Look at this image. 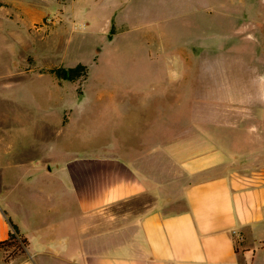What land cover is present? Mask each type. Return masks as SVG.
I'll list each match as a JSON object with an SVG mask.
<instances>
[{
    "label": "crops",
    "instance_id": "obj_1",
    "mask_svg": "<svg viewBox=\"0 0 264 264\" xmlns=\"http://www.w3.org/2000/svg\"><path fill=\"white\" fill-rule=\"evenodd\" d=\"M65 1L70 11L74 2H99ZM57 5L36 0L31 23ZM222 7L229 20L258 10L248 0ZM216 63L195 79L194 89L207 94L186 107L180 99L118 100L121 137L100 140L98 149L67 146L72 109L56 76L0 82V241L9 218L29 241L8 263L264 264V68ZM50 74L54 89L20 93ZM30 190L44 210L27 209Z\"/></svg>",
    "mask_w": 264,
    "mask_h": 264
},
{
    "label": "rangeland",
    "instance_id": "obj_2",
    "mask_svg": "<svg viewBox=\"0 0 264 264\" xmlns=\"http://www.w3.org/2000/svg\"><path fill=\"white\" fill-rule=\"evenodd\" d=\"M35 1L0 0V82L43 72L55 76L53 68L85 65L87 74L75 80L56 78L63 82L72 109L67 146L73 149H98L100 140L121 137L113 121L118 100L169 106L180 99L186 107L199 94H207L196 91L194 84L196 78L206 79L203 73L210 64L240 67L241 62H256L264 68V0H248L258 10L243 16L234 12L232 20L226 19L222 6L246 0H99L89 9L74 2L71 11L64 9L65 0H58L43 21L31 23L30 5ZM51 74L27 81L20 93L54 89L58 84ZM125 141L136 144L132 136ZM34 196L30 190L27 209H43L44 202L34 201ZM13 207L22 215L27 212L18 204ZM236 245L238 250L246 247L239 241ZM8 260L0 251V264Z\"/></svg>",
    "mask_w": 264,
    "mask_h": 264
},
{
    "label": "trees",
    "instance_id": "obj_3",
    "mask_svg": "<svg viewBox=\"0 0 264 264\" xmlns=\"http://www.w3.org/2000/svg\"><path fill=\"white\" fill-rule=\"evenodd\" d=\"M59 80H75L80 75L87 74V67L83 64H78L74 67H57L50 70ZM11 229L8 237L5 240L0 241V251H2L6 257H14L24 253L28 247V239L22 235L15 223L9 218ZM10 249H13L11 252Z\"/></svg>",
    "mask_w": 264,
    "mask_h": 264
}]
</instances>
